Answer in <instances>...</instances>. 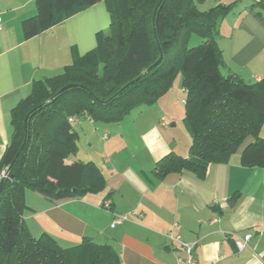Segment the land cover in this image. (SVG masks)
Returning <instances> with one entry per match:
<instances>
[{
  "label": "trees",
  "instance_id": "16d2710c",
  "mask_svg": "<svg viewBox=\"0 0 264 264\" xmlns=\"http://www.w3.org/2000/svg\"><path fill=\"white\" fill-rule=\"evenodd\" d=\"M238 1L199 11L196 5L203 0H34L35 15L20 24L24 40L99 2L105 4L109 27L99 33L91 52L72 54L61 74L33 81L28 96L11 112L12 133L0 158V173L7 176L0 180V264H120L111 247L88 239L61 248L46 234L31 237L23 219L24 192L51 201L103 192L104 178L92 162L65 163L77 141L67 119L118 123L132 109L154 105L179 74L190 146L186 157L168 153L157 161L153 176L160 180L188 171L202 179L209 164L227 163L240 149L241 166L264 168L259 137L264 79L245 84L233 74H220L218 22ZM192 36L203 41L193 49L188 48ZM160 55L162 62L148 71ZM67 85L75 88L57 94Z\"/></svg>",
  "mask_w": 264,
  "mask_h": 264
},
{
  "label": "crops",
  "instance_id": "0c3cea01",
  "mask_svg": "<svg viewBox=\"0 0 264 264\" xmlns=\"http://www.w3.org/2000/svg\"><path fill=\"white\" fill-rule=\"evenodd\" d=\"M233 1L203 0L196 6L206 11ZM256 1L261 4L255 6ZM238 2L218 22L220 74H233L245 84L259 83L264 79V0L237 6ZM33 4L34 0H0V158L12 133L11 112L28 96L33 81L61 74L72 63V54L82 57L91 52L99 33L109 27L107 9L99 2L24 40L20 24L35 15ZM137 110L114 124L87 119L70 123L78 143L86 140L90 149L82 157L77 149L65 163L92 162L104 178L105 189L59 201L25 191L23 219L31 237L46 234L61 248L88 239L111 247L120 264H176L182 253L169 244L166 234L171 232L185 243H196L192 255L197 264H260L264 168L241 166L240 149L227 163L209 164L202 179L182 171L158 180L152 174L155 163L168 153L186 157L190 137L184 130L172 131L173 124L166 127L155 109ZM96 135L101 138L98 142ZM259 137L264 140V122ZM105 203L108 210L102 208ZM118 215L130 219L111 228ZM245 235L250 239L239 253L233 240Z\"/></svg>",
  "mask_w": 264,
  "mask_h": 264
},
{
  "label": "rangeland",
  "instance_id": "374dc122",
  "mask_svg": "<svg viewBox=\"0 0 264 264\" xmlns=\"http://www.w3.org/2000/svg\"><path fill=\"white\" fill-rule=\"evenodd\" d=\"M247 0H240V2H238L237 6H239L240 4L246 3ZM202 39L196 37V36H192L191 39L188 42V48H194L196 46H199L202 43ZM181 74L177 75V77L175 78V80L172 82L171 86L169 87V89H167L168 91L165 93V95H163L162 100H158V102L156 101L154 105L152 106H140V107H146V108H151V109H155V113L156 115L158 113H160V117L159 120L166 126L169 127L170 125H174V127H172V131H179L180 130H184L185 133L188 134L186 128H184V122H183V113H184V105H183V100H184V94H182L181 92ZM160 99V98H159ZM166 99H170L171 104L166 103L167 100ZM139 107H136L134 109L131 110V114L134 115L136 113V111H138ZM127 117L125 116V118L123 120H125ZM173 119V121H172ZM127 121V120H126ZM114 124V123H111ZM113 127V126H112ZM171 131V130H170ZM104 132V131H103ZM189 135V134H188ZM190 137V136H189ZM96 141L98 142V139L100 140V136L96 135ZM95 143V142H94ZM93 143V144H94ZM76 150L74 152V154H72L71 156H74L77 152V149H79V155L82 157L84 156L86 153L89 152V144L86 140L84 141H80L78 143V139L76 141ZM96 146H98L97 144H95ZM94 147V145H93Z\"/></svg>",
  "mask_w": 264,
  "mask_h": 264
},
{
  "label": "built area",
  "instance_id": "2783aa9c",
  "mask_svg": "<svg viewBox=\"0 0 264 264\" xmlns=\"http://www.w3.org/2000/svg\"><path fill=\"white\" fill-rule=\"evenodd\" d=\"M0 29H1V20H0ZM69 123H72L74 120L80 121L79 119L69 118L67 119ZM7 176L4 171L0 173V180L6 179ZM109 205L107 203L103 204L102 208L108 210ZM136 216V213H132ZM130 215H118L112 220L110 227L114 228L116 225H120L124 222L129 221ZM166 238L169 241L170 245H176L182 253V257L176 259V264H197L194 256L192 255L196 246V243H185L179 236L172 234L171 232L166 234ZM250 239V235H245L243 238L235 237L234 246L235 249L240 253L243 249L247 247V242ZM260 264H264V257L260 259Z\"/></svg>",
  "mask_w": 264,
  "mask_h": 264
},
{
  "label": "water",
  "instance_id": "95a60500",
  "mask_svg": "<svg viewBox=\"0 0 264 264\" xmlns=\"http://www.w3.org/2000/svg\"><path fill=\"white\" fill-rule=\"evenodd\" d=\"M158 6H159V4H158V5L155 7V9H154V12H153V20L155 19V15H156L155 12H157ZM260 8H262V7H260ZM162 60H163V57H162V55H160L159 59L155 62V64H152V66L148 69V71L151 70V69H153L155 66L159 65V63H161ZM134 82H135V80L130 81V82H128L127 84H125L120 90H118V93H117V94L121 93L123 90H126V89H127L128 87H130ZM72 88H75V85H67V86L63 87L62 89H60V90L58 91L57 94L63 93V92H65V91H67V90H69V89H72ZM30 114H31V112L28 113V114L26 115L25 119L23 120V121H24V128H26V123H27L26 120L29 118V115H30ZM2 185H3V181H0V192H1V189H2V187H1Z\"/></svg>",
  "mask_w": 264,
  "mask_h": 264
}]
</instances>
